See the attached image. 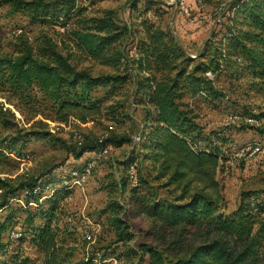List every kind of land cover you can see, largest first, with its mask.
Instances as JSON below:
<instances>
[{
    "label": "trees",
    "instance_id": "16d2710c",
    "mask_svg": "<svg viewBox=\"0 0 264 264\" xmlns=\"http://www.w3.org/2000/svg\"><path fill=\"white\" fill-rule=\"evenodd\" d=\"M4 7L11 15L25 13L34 21L66 31L76 50L110 70L93 76L78 69L45 35L34 42L21 37L12 52L0 46V116L15 119L10 110L14 109L24 124H30L26 135L35 139L50 136L47 130H35L46 128L44 121L84 125L95 121L103 110L116 112V106L103 108L101 100L92 97L98 88L112 93L130 85L133 95H140L149 106L147 116L151 112L154 116L147 132L139 136L145 174L138 182L136 166L137 185L130 191L128 203L132 213L149 223L147 235L155 238L153 244L139 246L140 256H147L148 264H264V198H258L264 191L241 193L237 208L228 216L222 213L226 205L216 180L226 161L220 150L221 134L201 138L197 117L183 101L189 95L214 104L223 101L227 92L239 91L247 99L264 95V0L233 1L222 30L212 32L194 60L169 30L147 18L131 29L118 23L112 10L98 17L84 16L75 0H0V8ZM151 7L145 5L144 12ZM74 8L79 10L74 13ZM219 78L224 79L227 90L216 86ZM246 116L263 122L254 129L264 137L262 114ZM81 138L71 147L75 159L123 141L118 137ZM3 147L12 153L5 140L1 152ZM131 163L135 162L129 161L126 168ZM68 174L56 182L37 175L0 178V210L10 209V201L18 193L24 194L29 239L41 255V264H103L106 256L98 249L84 262L71 261L74 249L58 234L55 206L41 216L39 226L33 225L34 215L28 207L40 206L47 184L53 189L50 198L65 194L68 189L62 182ZM106 209L103 213H114L121 207L115 203ZM112 221L119 230L118 241L129 242L124 222L119 218ZM12 222L11 216L0 221V257L10 243L3 236L12 229ZM24 235L21 232L17 241ZM15 261L13 264H20Z\"/></svg>",
    "mask_w": 264,
    "mask_h": 264
},
{
    "label": "rangeland",
    "instance_id": "374dc122",
    "mask_svg": "<svg viewBox=\"0 0 264 264\" xmlns=\"http://www.w3.org/2000/svg\"><path fill=\"white\" fill-rule=\"evenodd\" d=\"M233 1L189 0L191 9L188 15L182 14L172 0H75V7L83 9V15L88 17H98L103 11L112 10L117 22L131 29L144 18L157 22L162 29L173 34L188 57L193 59L212 32L222 30ZM147 4L152 7L145 13ZM78 8H74L73 12H77ZM217 19L219 23L215 22ZM68 29L70 26L65 30ZM65 32L49 23L34 21L25 13L11 15L8 8H0V46L3 51L15 50L23 36L34 42L45 35L56 42L78 69L88 70L93 76L110 72L76 50ZM208 78L213 77L210 75ZM216 86L227 90L223 78L217 80ZM92 97L101 100L103 108L114 105L119 109L116 112L103 110L95 121L84 125L71 121L64 126L44 121L46 128L35 129L48 131L50 136L42 139L26 135L30 124H24L21 116L10 107L15 119L0 116V144L5 140L12 150L10 153L3 147L0 151V178L37 175L56 182L72 170L82 169L95 153L88 152L79 159L73 158L70 151L74 140L82 139L81 136L98 140L122 138L119 145H108V153L96 161L91 174L79 186L52 198L51 193H43L40 206L31 204L28 211L34 215L33 225L39 226L44 219L41 220V216H46L52 205L56 207L54 223L58 234L66 238L67 247L74 249L73 263L84 262L93 249H98L106 256L103 264H148V257L140 256L139 246L153 244L155 238L147 235L149 223L132 213L128 205L134 186L127 180L126 164L131 160L136 163L140 182L146 163H140L141 140L136 142L135 138H142L147 132V125L154 115L151 112L147 116L149 106L144 99H140V95H133L130 85L112 93L107 88H98ZM183 101L197 117L195 124L200 128L201 138H207L212 133L221 134L220 150L225 152L226 161L217 171L216 180L226 205L222 213L228 216L237 208L241 193L264 191V154L251 157L239 155L240 149L246 145L264 144V137L243 120L246 115L260 114L264 119V95L247 99L239 91L227 92L223 101L214 104L189 95ZM199 146L202 147V144ZM23 195L18 193L15 200L10 201V209L0 210V221L11 216L13 222L10 228L25 234L22 240L8 243V248L0 257V264H13L14 259L20 264H41V255L30 243L31 231L25 222L27 214L23 210L27 209L23 207ZM258 198H264V194H259ZM115 203L121 209L103 213ZM115 218L124 222L122 227L130 234L129 242L118 241L119 230L112 224ZM85 234L92 237V243L84 239ZM3 239L8 241L6 233Z\"/></svg>",
    "mask_w": 264,
    "mask_h": 264
},
{
    "label": "built area",
    "instance_id": "2783aa9c",
    "mask_svg": "<svg viewBox=\"0 0 264 264\" xmlns=\"http://www.w3.org/2000/svg\"><path fill=\"white\" fill-rule=\"evenodd\" d=\"M172 2L175 3V5L178 7V9L180 10L182 14L188 15L191 9L189 0H172ZM219 21L220 20L217 19L215 22L219 23ZM205 75L209 77L211 74L206 73ZM243 120H244V123H246L247 125L253 128H259L263 124V122H261L258 119L253 118L252 116H244ZM139 140H140V137L135 138L136 142H138ZM107 153H108V148H104L100 151L93 153L94 155L89 160H87V162L84 164L81 170L79 171L73 170L69 172L68 178L66 180L65 179L63 180L62 185L68 190H70L71 188L75 186H79L80 183H82V181H84V179H86L91 174L92 170L95 168L96 161L104 157ZM260 154H264V144L263 145H260L257 143L249 144L241 148L239 151V155L241 157H244L246 155L251 157V156L260 155ZM126 173H127V180L131 184H133V186H136L137 178H136L135 163H131L127 166ZM52 190L53 189L51 188V185L47 184L44 187L43 192L50 193L52 192ZM14 200L15 199H12L11 201H14ZM19 238H21V232L17 229H11L6 233V239L10 242L17 241ZM84 239H86L88 243L93 242L92 237L89 234H85ZM96 257L99 258V255L97 253H96Z\"/></svg>",
    "mask_w": 264,
    "mask_h": 264
}]
</instances>
